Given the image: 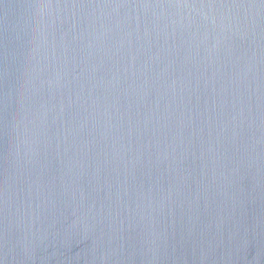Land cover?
<instances>
[{"label":"water","instance_id":"1","mask_svg":"<svg viewBox=\"0 0 264 264\" xmlns=\"http://www.w3.org/2000/svg\"><path fill=\"white\" fill-rule=\"evenodd\" d=\"M0 264H264V0H0Z\"/></svg>","mask_w":264,"mask_h":264}]
</instances>
